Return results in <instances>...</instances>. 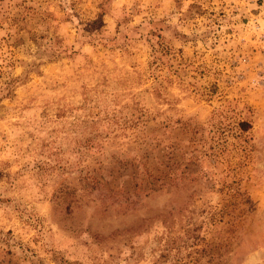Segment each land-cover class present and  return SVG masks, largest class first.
Returning <instances> with one entry per match:
<instances>
[{
    "label": "rangeland",
    "instance_id": "1",
    "mask_svg": "<svg viewBox=\"0 0 264 264\" xmlns=\"http://www.w3.org/2000/svg\"><path fill=\"white\" fill-rule=\"evenodd\" d=\"M0 264H264V0H0Z\"/></svg>",
    "mask_w": 264,
    "mask_h": 264
},
{
    "label": "trees",
    "instance_id": "2",
    "mask_svg": "<svg viewBox=\"0 0 264 264\" xmlns=\"http://www.w3.org/2000/svg\"><path fill=\"white\" fill-rule=\"evenodd\" d=\"M244 125V124H243Z\"/></svg>",
    "mask_w": 264,
    "mask_h": 264
}]
</instances>
